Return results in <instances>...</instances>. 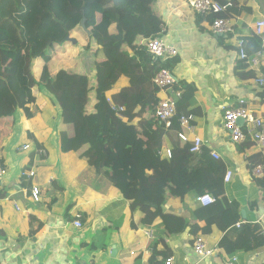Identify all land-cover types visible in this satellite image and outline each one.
<instances>
[{
  "label": "crops",
  "instance_id": "0c3cea01",
  "mask_svg": "<svg viewBox=\"0 0 264 264\" xmlns=\"http://www.w3.org/2000/svg\"><path fill=\"white\" fill-rule=\"evenodd\" d=\"M231 3L226 18L233 32L214 35L210 31L211 16H198L185 0H156L158 31L162 39L175 48L177 65L172 73L176 81L193 84L195 106L192 142L198 136L205 149L215 151L226 170L234 175L225 184L228 200L240 204V222L255 223L264 234V190L252 178L247 158L260 151L254 147L240 150L231 143L222 129L224 110L238 104L256 116L264 117V87L256 85L257 72L238 60V40L256 36L254 24L264 20V0H218ZM158 21V22H159ZM147 38H141L140 43ZM250 51V48L249 50ZM92 52L81 57L91 79L94 72ZM133 54L132 50L128 51ZM81 55V54H80ZM127 85L121 78L106 96L112 97ZM45 96V95H44ZM40 93L28 105L31 119L18 110V121L3 139L0 154L4 176L0 181V262L6 264H225L234 256L236 264H264V248L254 252L237 251L227 254L219 243L224 232L216 226L207 235L201 232L206 246L213 250L207 258H199L192 249L194 236L190 226L179 235L169 236L160 218L144 225V214L138 200H125L112 184L98 175L73 152L59 149V110L51 99ZM158 99L166 97L158 93ZM39 98V99H38ZM53 104V105H52ZM136 119L134 124L138 123ZM30 144V149L23 147ZM165 141L163 151L170 149ZM46 151V157L37 153ZM264 157V151L261 153ZM35 175L27 178L26 165ZM29 170V171H30ZM32 186L40 190L39 202L25 198L22 191ZM242 188V190H240ZM198 196L183 200L167 198L164 214L177 216L200 228L205 226L199 213ZM241 212L244 214L241 215ZM80 216L81 227L73 222ZM151 234V236L149 235ZM155 246V255H152Z\"/></svg>",
  "mask_w": 264,
  "mask_h": 264
},
{
  "label": "trees",
  "instance_id": "16d2710c",
  "mask_svg": "<svg viewBox=\"0 0 264 264\" xmlns=\"http://www.w3.org/2000/svg\"><path fill=\"white\" fill-rule=\"evenodd\" d=\"M210 16L212 21L215 16ZM227 16V12L220 15ZM158 17L156 0H115V5L112 0H0V145L12 131L14 113L21 110L31 119L28 105L34 94L46 95L59 110L61 152L75 153L125 200H138L144 225L160 218L169 236L181 234L188 226L194 236L207 235L216 226L224 232L219 246L227 254L258 251L264 248L258 225L246 221L240 228L235 226L240 222V204L226 198V165L212 159L207 149L190 153L191 144L177 137L185 132L180 116L199 112L194 107L195 86L183 81L173 86L174 91H181V98L168 129L153 117L160 100L151 79L159 69L172 71L177 65L174 58L154 63L140 43L142 37L161 38ZM82 20L85 29L80 27ZM75 33L85 39L80 54L92 52L91 79L80 60L72 67L53 64L60 55L69 59L56 46L69 44L68 36L77 41L72 38ZM243 43L248 55L261 50L257 36ZM121 78L127 85L111 97L123 109L117 112L106 94ZM261 100L264 103V94ZM136 119L139 122L134 124ZM165 141L170 143V159L160 156ZM250 147V141L239 145L240 150ZM247 160L250 172L263 167L257 183L264 190V157L258 152ZM31 166L32 161L24 170ZM189 194H209L214 199L199 209L203 228L162 210L165 199L183 200ZM151 248L155 255V246Z\"/></svg>",
  "mask_w": 264,
  "mask_h": 264
},
{
  "label": "built area",
  "instance_id": "2783aa9c",
  "mask_svg": "<svg viewBox=\"0 0 264 264\" xmlns=\"http://www.w3.org/2000/svg\"><path fill=\"white\" fill-rule=\"evenodd\" d=\"M185 4L192 11L193 14L198 16H208L210 14L215 15V18L210 24V31L214 35H228L233 32V25L230 20L220 17L221 14L226 12L228 8L232 5L231 3L222 4L218 0H185ZM254 34L259 37L262 41L261 50L258 51L253 56L249 57L245 52L244 41L238 40L236 42V47L238 48L239 59L245 62L247 65L251 66L258 73L260 77L256 80V84L259 86L264 85V20H259L254 24L253 28ZM145 48L147 53L152 57L154 61L162 62L169 58L176 56V50L171 45L165 43L163 40L158 38H149L146 40ZM175 78L171 72L166 69H161L155 74L152 79L153 85L164 91L167 96L165 99L159 102L154 110V117L157 122L164 128L168 129L170 127L171 119L176 113V102L181 98L180 91H174L172 87L175 84ZM108 103L111 108L115 111H122L121 107L115 106L110 98H107ZM242 119L245 122L244 127H239L237 120ZM179 124L185 129V132L178 133L177 137L181 142H188V136L192 135L194 131L193 127V116L192 115H182L179 118ZM222 128L228 134L231 142L235 144L242 143L246 140H250L253 145L264 151V119L259 117H253L249 112L243 108H238L234 110H227L224 112L222 118ZM204 146V142L198 136H195L191 142V147L189 149L190 153H201V149ZM24 150L30 149V144L24 146ZM37 153L42 157L46 156V151L38 149ZM163 156L166 158H171V151L165 150ZM210 156L214 160L220 159V156L215 151H210ZM4 168L2 163V156L0 154V181L4 176ZM263 175V170L261 166L255 167L251 176L259 178ZM27 178L34 177V171H30L25 175ZM233 177V172L227 170L224 176V182L228 183ZM25 198L30 199L33 202H39L40 190L36 186H32L29 190L22 191ZM198 203L202 207H207L214 202V199L209 194H203L197 198ZM76 228L81 227L80 216L73 222ZM239 228L240 224H236ZM151 236V234H149ZM194 254L199 258H207L213 254V250L208 248L201 237L194 238L193 247ZM237 258L232 256L226 260L225 264H236ZM0 264H6L5 262H0ZM164 264H173L172 258H167Z\"/></svg>",
  "mask_w": 264,
  "mask_h": 264
},
{
  "label": "rangeland",
  "instance_id": "374dc122",
  "mask_svg": "<svg viewBox=\"0 0 264 264\" xmlns=\"http://www.w3.org/2000/svg\"><path fill=\"white\" fill-rule=\"evenodd\" d=\"M72 38H76L77 41H76V44L75 45H70V43H65V44H61V45H58L56 46L57 50H64L66 52V56L69 58V59H64L65 56H59L58 58H56L57 60H54L53 64L55 67H58L59 64L61 63V65H64L66 67H72L74 65V63L76 61H81V57L84 55L83 52L81 53L80 55V49L79 48H82L84 45H85V39H80L79 37L76 36V33L72 36ZM77 57V58H76ZM76 58V59H75ZM71 59V60H70ZM79 63V62H77ZM40 64V63H39ZM80 65V63H79ZM34 73L37 74L38 73V64H35L34 65ZM260 77V76H259ZM257 77V79L259 78ZM38 93H35V96H37ZM43 95V94H41ZM44 96V95H43ZM47 100L50 101V99H48L46 97V95L44 96ZM39 99V98H38ZM35 101V99H34ZM51 102V101H50ZM34 103V102H33ZM32 103V104H33ZM52 103V102H51ZM53 105V104H52ZM58 109V108H57ZM90 107L87 108V111H90ZM19 112L17 111L16 113H14L13 115V118H14V122L16 123L18 121V118H19ZM135 121V120H134ZM61 125V123H60ZM240 190H242V188H240ZM196 237H201V236H196ZM195 237V238H196ZM202 238V237H201ZM203 239V238H202ZM229 259V258H228ZM226 259V260H228Z\"/></svg>",
  "mask_w": 264,
  "mask_h": 264
},
{
  "label": "clouds",
  "instance_id": "9594fccd",
  "mask_svg": "<svg viewBox=\"0 0 264 264\" xmlns=\"http://www.w3.org/2000/svg\"><path fill=\"white\" fill-rule=\"evenodd\" d=\"M222 4H224V3H222ZM232 5V4H231ZM232 7V6H231ZM229 9V8H228ZM225 13V12H224ZM223 13V14H224ZM222 15V14H221ZM215 16V15H214ZM202 17H205V16H202ZM215 18V17H214ZM213 18V19H214ZM212 22V21H211ZM161 34V33H160ZM161 36V38H158V39H161V40H163L162 39V37H163V35L161 34L160 35ZM147 39H149V38H147ZM146 39V40H147ZM146 40L145 41H143L142 43H144V46H145V43H146ZM164 41V40H163ZM165 42V41H164ZM166 43V42H165ZM168 44V43H167ZM244 47H245V45H244ZM145 50H146V48H145ZM146 52H147V50H146ZM177 52V51H176ZM245 52H246V49H245ZM148 54V53H147ZM247 54V53H246ZM254 54H256V53H254ZM254 54H252V55H248L249 57H251V56H253ZM149 55V54H148ZM176 56H177V53H176ZM175 56V57H176ZM149 57H150V59L154 62V63H163V62H165V61H167V60H170V59H172V58H169V59H167V60H164V61H162V62H159V61H154L153 59H152V57L149 55ZM175 57H173V58H175ZM238 60L240 61V59H239V55H238ZM240 62H242V61H240ZM242 63H244L245 64V66H247L248 68H251V69H253L251 66H249V65H247L245 62H242ZM161 69H166V70H168L169 72H171L172 73V71H170L169 69H167V68H161ZM161 69H159L158 70V72L161 70ZM254 71H256L255 69H253ZM257 72V71H256ZM157 73V72H156ZM155 73V74H156ZM155 74L153 75V77L155 76ZM173 74V73H172ZM174 76V75H173ZM257 76L259 77L260 76V73H258L257 72ZM153 77H152V79H153ZM175 78V77H174ZM152 79H151V83H152ZM257 80V79H256ZM256 80H255V83H256ZM175 81H176V78H175ZM177 83V81L175 82V84ZM174 84V85H175ZM152 85H153V83H152ZM256 85H258V84H256ZM154 86V85H153ZM259 86V85H258ZM155 87V86H154ZM260 87H264V85L263 86H260ZM158 89V88H157ZM172 89H173V87H172ZM159 90V92L158 93H160V92H163L166 96H167V94L164 92V91H161L160 89H158ZM181 92V91H180ZM158 95V94H157ZM106 98H108V96H106ZM110 98V100H111V97H109ZM166 98V97H165ZM165 98H163V99H165ZM163 99H161L160 101H162ZM159 101V102H160ZM112 102V101H111ZM159 104V103H158ZM157 104V105H158ZM156 108V107H155ZM177 108V107H176ZM238 108H243V109H245L247 112H249L253 117H259V118H262V119H264V117H262V116H256V115H254V114H252L250 111H248L246 108H244L243 107V104H238V107L237 108H234V109H238ZM234 109H227V110H234ZM155 110V109H154ZM227 110H224V112L225 111H227ZM223 115H224V113H223ZM153 117H154V113H153ZM155 118V117H154ZM223 118V117H222ZM156 119V118H155ZM238 120H242V119H238ZM237 120V121H238ZM193 121H194V117H193ZM162 126V125H161ZM239 126V125H238ZM245 126V122H244V120H243V125L241 126V127H244ZM240 127V126H239ZM166 129V128H165ZM223 129V128H222ZM224 131V130H223ZM225 132V131H224ZM226 133V132H225ZM228 135V134H227ZM229 137V136H228ZM230 140V139H229ZM246 141H250V140H246ZM245 142V141H244ZM244 142H242V143H244ZM183 143H190L191 144V142H183ZM231 143H233V142H231ZM242 143H239V144H236V145H240V144H242ZM250 143H251V147H254L255 149H257L254 145H253V143L250 141ZM233 144H235V143H233ZM24 148V147H23ZM203 148L205 149V143H204V146L202 147V149L201 150H203ZM41 150H43V149H41ZM167 150H170L171 151V149H167ZM258 151H260V153H262L263 152V150H259V149H257ZM162 152H164L163 151V149L160 151V156L162 157V158H165V159H168V158H166V157H164L163 156V153ZM46 155H47V153H46ZM41 156V155H40ZM209 156H210V151H209ZM46 157V156H45ZM211 157V156H210ZM212 158V157H211ZM170 159V158H169ZM213 159V158H212ZM218 160H220V159H218ZM258 166H261V165H258ZM257 167V166H256ZM262 167V166H261ZM262 170H263V167H262ZM30 171H32V170H30ZM30 171H27V173L28 172H30ZM227 171V170H226ZM226 171H225V173H226ZM231 171V170H230ZM231 172H233V171H231ZM252 172V171H251ZM251 172H250V175H251ZM27 173H24V176L27 174ZM34 175H35V173H34ZM233 175H234V173H233ZM225 176V175H224ZM263 176V175H262ZM261 176V177H262ZM252 177V176H251ZM261 177H259V178H261ZM252 178H255V177H252ZM259 178H256V179H259ZM223 181H224V179H223ZM230 182V181H229ZM228 182V183H229ZM224 184H226L225 182H224ZM204 208V207H203ZM243 223H241L240 224V226L242 225ZM236 226V225H235ZM237 228V227H236ZM240 228V227H239Z\"/></svg>",
  "mask_w": 264,
  "mask_h": 264
},
{
  "label": "water",
  "instance_id": "95a60500",
  "mask_svg": "<svg viewBox=\"0 0 264 264\" xmlns=\"http://www.w3.org/2000/svg\"><path fill=\"white\" fill-rule=\"evenodd\" d=\"M112 1H113V4L115 5V0H112ZM80 27H81L82 29H85V27H84V20L81 21V23H80ZM66 41L69 42V43H71V44H73V45L76 44V41L73 40V39H71L69 36L66 37ZM237 124L241 127V126L243 125V120H238V121H237ZM243 214H244V213L241 212V215H243Z\"/></svg>",
  "mask_w": 264,
  "mask_h": 264
}]
</instances>
